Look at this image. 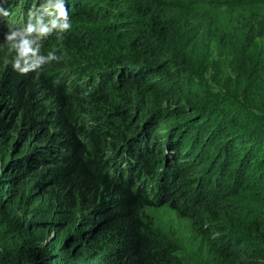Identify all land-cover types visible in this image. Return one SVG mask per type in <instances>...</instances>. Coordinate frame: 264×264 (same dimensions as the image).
Masks as SVG:
<instances>
[{"label": "trees", "instance_id": "trees-1", "mask_svg": "<svg viewBox=\"0 0 264 264\" xmlns=\"http://www.w3.org/2000/svg\"><path fill=\"white\" fill-rule=\"evenodd\" d=\"M28 1L71 28L0 58V264H188L160 203L211 264H264V0Z\"/></svg>", "mask_w": 264, "mask_h": 264}, {"label": "rangeland", "instance_id": "rangeland-1", "mask_svg": "<svg viewBox=\"0 0 264 264\" xmlns=\"http://www.w3.org/2000/svg\"><path fill=\"white\" fill-rule=\"evenodd\" d=\"M7 2L8 0H0V7L5 6ZM13 2V4L8 5L9 7L6 8L10 12V15L8 17L0 15V58L2 60L12 59L21 55L20 50L24 41L28 42L27 46L30 51L32 49L35 50L41 45L31 38L12 33V30L18 28L23 30L31 27L32 30L40 32V34H48L52 30L60 28L65 20L59 14L61 9L66 8L62 3H60L61 7L57 8V12L53 13L52 9L45 11V8L39 12L40 14L38 15L40 16L37 20L29 21L26 14L29 1L14 0ZM34 6L32 5V8ZM38 10L37 7L29 10L31 18L36 16ZM43 35L40 37L41 41H44ZM141 120L142 118L139 122ZM156 134L159 135V132L157 131ZM153 145H159V148H163L160 142L153 143ZM145 214L151 217L153 226L159 234L179 246L188 264H211L209 258L201 252L199 241L193 233L189 220L183 218L166 203H160L159 206L154 208H147Z\"/></svg>", "mask_w": 264, "mask_h": 264}, {"label": "clouds", "instance_id": "clouds-1", "mask_svg": "<svg viewBox=\"0 0 264 264\" xmlns=\"http://www.w3.org/2000/svg\"><path fill=\"white\" fill-rule=\"evenodd\" d=\"M57 8H60V4L58 3L56 5ZM60 16L64 17L65 20H67L68 16H67V11L65 9H61L60 11ZM0 15H3L4 17H8L10 15V12L5 9L0 7ZM71 28V24L68 23H64L61 25V31H67ZM32 29L31 27L28 28V31L30 32ZM28 42L24 41L20 50V54L23 55H27V53L30 51V49L27 46ZM60 59V57L56 56L54 52L50 53L46 58L41 57L38 58L37 60H35L32 64H28L27 61L25 62V66L21 67L20 63L18 60L13 59L12 62V67L15 71L19 72L22 75H26L29 72H34L37 71L39 69H41V65L42 64H49L52 61H58Z\"/></svg>", "mask_w": 264, "mask_h": 264}]
</instances>
